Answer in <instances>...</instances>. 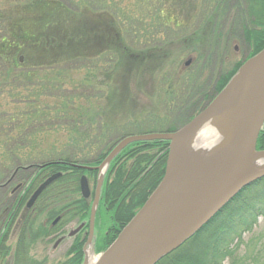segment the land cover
Here are the masks:
<instances>
[{
  "label": "trees",
  "instance_id": "trees-1",
  "mask_svg": "<svg viewBox=\"0 0 264 264\" xmlns=\"http://www.w3.org/2000/svg\"><path fill=\"white\" fill-rule=\"evenodd\" d=\"M125 1L0 0V96L10 98L0 104L1 126L5 127V122L9 125L20 122L19 129L24 132L53 108V111L72 119V124L75 123L73 129L80 133L74 138L69 135L71 140L68 143L51 150L37 146L60 138H52V132L33 135V142L38 144L29 150L11 149L6 147L10 140L1 139V144L5 145L0 148V157L5 160L3 164L13 167L12 174L17 172L19 182H23L19 186H25L14 202L9 192V199L0 210V264H46L47 258L39 260L31 253L36 243H48L59 233H65L71 224L84 223L86 229L74 236L65 258L56 263L82 264L93 196H83L80 181L87 174L96 186L97 170H84L79 165H100L126 136L173 132L189 122L225 88L245 62L231 64L227 61L232 40L241 43L248 52L247 58L264 48V0H174L170 11L189 14L192 24L187 41L192 44L200 64L199 73L196 71L188 80L189 89L194 91L185 94L183 103L164 114L147 110L144 115L137 116L134 112L123 111L121 121H117L118 117L110 119L104 131L94 136L86 128L94 119L105 118L106 105L110 104L108 114L112 116L120 107L117 97L129 91L127 100L131 105L136 101L134 91L122 89V79L119 81L118 77L124 78V72L126 75L130 72L131 76L143 78L145 66L161 56L152 51L157 46L158 37L171 33L167 27L170 24L172 30L180 27V22L175 23L177 19L173 16L166 19L158 16L157 12L166 7L167 1L157 2L160 6L156 4L158 10L150 17L149 23H145L143 13L151 16L153 10L150 11L151 6L145 10L142 4H147L145 0ZM143 22L145 32L141 33ZM151 38L154 40L150 42ZM140 45H143L142 49ZM201 59L208 60V67L213 69L214 79L207 86L199 85L203 69ZM59 64L82 65L75 71L84 68L85 74L78 75L76 82L100 88V94L94 98L107 103L103 105L104 109L101 110L97 103L93 107L84 105L93 99L91 97L63 96L59 97L62 98L59 105L45 103L41 113L39 110L43 106L38 107L37 103L46 101L43 92L53 86L47 84L46 71L61 70L56 67ZM85 64L89 69L86 70ZM60 73H55L54 79L57 80ZM43 78L47 79L44 84ZM27 106L34 108L30 111ZM91 108L93 111L89 112ZM143 120L147 124L134 126ZM154 121L156 123L152 125ZM118 123L125 126L121 132L115 129ZM20 139L14 142L23 144ZM87 143L91 144L90 149L81 146ZM75 145L80 146L75 148ZM257 149L264 150V129L258 137ZM169 150L168 140L135 141L112 160L96 214L95 252L104 251L116 239L160 183ZM27 169L32 172L27 174ZM58 172L62 173L61 176L28 208L31 191L34 193L48 177ZM7 174L3 172L0 178L7 177ZM225 208L227 212L215 228L208 229L220 214L156 264H224L225 261L228 264H264V252H261L264 244L263 247L255 244L261 239L251 240L242 255L238 246L235 247V242H242L243 235L252 232L259 218L264 217V178L244 188ZM57 218L60 220L54 224ZM14 234L16 244L13 245L10 237Z\"/></svg>",
  "mask_w": 264,
  "mask_h": 264
},
{
  "label": "water",
  "instance_id": "water-1",
  "mask_svg": "<svg viewBox=\"0 0 264 264\" xmlns=\"http://www.w3.org/2000/svg\"><path fill=\"white\" fill-rule=\"evenodd\" d=\"M206 125L222 138V143L214 152L194 156L191 145ZM263 125L264 48L242 65L210 104L176 131L134 134L120 140L97 169L108 167L125 146L135 141L168 140V162L160 183L94 264H156L200 231L240 191L264 177V162L255 164L264 159V150L257 149ZM60 176L56 173L44 181L28 207ZM102 185L100 177L85 253L94 240ZM81 191L84 197L91 194L86 176L81 178ZM84 226L79 225L69 236ZM86 257L83 264H88Z\"/></svg>",
  "mask_w": 264,
  "mask_h": 264
},
{
  "label": "rangeland",
  "instance_id": "rangeland-1",
  "mask_svg": "<svg viewBox=\"0 0 264 264\" xmlns=\"http://www.w3.org/2000/svg\"><path fill=\"white\" fill-rule=\"evenodd\" d=\"M145 1L148 4V8H147L146 7L147 4L145 2L142 3L145 5V10H147V9L149 10L150 6H151L150 11L153 10V11H151L152 12L151 16H149V15L147 16L148 13H146V14L143 13V18H146V20H147V21L145 20V23L146 22L149 23L151 21L150 17H153V14H155V12L158 10L157 5L160 6V4H157V2L160 1V3H161V0H145ZM164 1L165 2L167 1L166 7L162 11L157 12L158 16L160 15L165 19L168 16H173V18L177 19L175 21V23L180 22V27H178V30H176V29L172 30L173 28H172L171 24L169 23L170 25H168L167 27H168V30H171V33L169 32L170 33L169 35L164 34V36L158 37V41L155 43V44H157V46H155V48H152V51L155 52L156 55H161V56L157 58V61L149 63V65L147 67L145 66L146 69L144 68V71L146 70V72H144L143 78L131 76L130 72L127 75L124 72V74H125L124 78H122V76H121V78L118 77L119 81L122 79V83H123L122 89L123 88H124V90L132 89L134 91V93L136 94V101L134 103L132 102V105H131L130 101L127 100V98L129 97V91L124 96L121 95V96L117 97L116 102H118L120 107L116 108V111L114 112V114L112 116L108 114L110 112V109H109V107H111L110 104L108 107L106 105L105 111H107V112H104L105 118L99 117L97 120L94 119L91 126H88V128H86V129H88V131H91L90 133L92 135L98 136L100 134V132H103L105 129L106 122L112 118L114 120V118L118 117L117 121H121L122 115H120V114L123 111L134 112L135 115H137V116L144 115V112H146L147 110L155 111L156 113H159V114H161V113L164 114V113H166V111H173L174 108L178 107L180 103L184 102L185 94L188 95L189 93L194 91L192 89H189V87H188L189 81L188 80L195 73H197V72L199 73V65L200 64L197 62V57H196L197 53L193 49L192 44L190 43L189 40L187 41V38L191 34V31H192V24L190 21V16L187 13H181L180 14L177 11H176V13L171 12L170 11V9L172 8L171 4L174 2V0H164ZM126 2H127V0L125 1V3ZM164 21H167V20H164ZM143 24H144V22L142 23V27H140L141 33L145 32V30H144L145 28L143 27L145 24L144 25ZM172 31H174L175 33H173ZM140 35L142 36L143 34H140ZM148 38H150V37H148ZM153 40L154 39L151 38L150 42ZM144 43L147 44L148 41L144 42ZM139 47H141L140 49H142L143 45H140ZM247 56H248V52L246 50H244L241 43L238 40H232L230 43V54H229L227 61H229L231 64L236 63V62H242V61L246 62L248 59H250V58H247ZM22 60H23V58H22ZM201 60H203V59H201ZM99 64L102 65V63H98V65ZM201 64L203 65V69L201 70V74H200L201 84H199V85L207 86L208 83L212 82L214 79V75L212 74L213 69L208 67V60L204 59L201 62ZM242 65H241V67H242ZM81 66L82 65H74V67H73V66L68 65V64H66V65L65 64H59L56 67L58 69H61V70L54 69V72L53 71L52 72L46 71V74L48 76V83L47 84L53 85V86H51L49 88L48 92H43V93H45L44 95H46V101L43 100V102L40 101V103H37L38 107L43 106L39 110L41 113L46 106L45 103L50 104L52 102H56L57 103L56 105H59L60 99H62L59 97H63V96L91 97L93 99H90V102L84 103V105H87L88 107L90 105L91 107H93L94 104L97 103L98 106L101 107V110L104 109L103 105L107 104V103L106 102L104 103V101H101L103 99H100V98L95 99L94 98L95 96L100 94V91H101L100 88L94 87V86H88L86 83L85 84H79V82H76L78 79V75H80V77H82L85 74L84 68L80 71H77V72L75 71L76 68H80ZM86 66H88V65L85 64L86 70L89 69V67H86ZM59 71H61V73H60L61 75L56 80V79H54V77L56 76L55 73H58ZM89 71L93 72V70H91V69ZM129 75L131 77H129ZM130 78H131V83H130ZM74 79H75V81H74ZM45 80H47V79L43 78V80H41L43 84H44ZM58 80H61V81H58ZM60 82H64V83L60 84ZM33 89H35V87ZM121 93H122V91H121ZM217 95L215 96V98L217 97ZM9 99L10 98L7 97L6 95H1L0 96V104L8 101ZM210 103H211V101L208 104H210ZM35 105H36V103H35ZM71 107H76V106L72 105ZM33 108L27 106V109L30 111H32ZM92 109L93 108H91V111H89V112H92L93 111ZM45 114H47V115H45L44 117L33 122L30 126L27 127L26 131H24V132H22V130L19 129L20 127L18 125H21L20 122H17V124H12V125L11 124L9 125L8 122H5L4 123L5 127L1 126V124H0V148L5 146V145L1 144V142H2L1 139L5 138V139H9L10 141L12 140V142L8 141L6 147H9L11 149L28 148V150H29L30 148H32L33 146H36V144H38V143L35 144V142H33V139L37 135V133H39L38 135H44L43 132H47V133L52 132V134H51L52 138H55V137H60V138H58L57 140L51 139L49 142H46V143L41 142V144H39L37 146V148L41 147V148L51 150L54 146H58L60 148L63 146L64 143H68L69 140H71L68 137L69 135H72L73 138L78 137L80 135V133H78L76 129H73V128H75V123L72 124V122H73L72 119H68L67 115L62 116L61 112H55V111H53V108L48 109ZM72 114H74V113H70V115H72ZM79 114H80V112H79ZM81 114H82V112H81ZM104 120H105V122H104ZM152 123H153L152 125H154L156 122L154 121ZM144 124H147L146 120H143L141 124L134 125V126H140V125H144ZM124 128H125V126L122 123H118L115 126V129L119 132L123 131ZM263 129H264V125H263L262 130ZM111 130L114 131L113 125L111 127ZM19 133H22V134L19 136ZM150 133H153V132H150ZM33 135H35V136H33ZM19 137L22 139V140L21 139L20 140L23 141V144L14 142V141L18 140ZM59 142H61V143H59ZM77 146H80V145H75V148H77ZM81 146L82 147L86 146V148H89V149L91 148V144H89V143H87V145L85 144V145H81ZM73 148H74V146H73ZM2 161H5V160H2V157H0V175L3 172L8 173V174H7V177L4 176V177L0 178V183H1L0 185H2V187H0V210L3 209L2 208L3 203L9 199L8 198L9 192H11L10 196H11L12 201L14 202L20 196V193L22 192V190L24 189V186H25V184L22 187L19 186L20 184H23V182H19V175L17 174V172H15V174H12V171H13L12 168L13 167L12 168L8 167L7 163L3 164ZM24 163H26V162H24ZM100 165H98V166H100ZM110 165H111V163L108 165V167L105 168L104 171L97 169L98 166H96L94 168L92 167V170H94V169L97 170L96 171L97 172L96 180H95L96 186H94L93 180L88 178L87 174L83 175V176L87 177L89 187H90V191H91V193L93 192L92 194H90L89 197L93 196V199H94L95 191H96L98 180L100 177L103 179V184H104V180L108 174ZM79 166L82 167L84 170H88L87 168L83 167V166H87V165H79ZM88 167H90V166H88ZM26 172H27V174H30V172H32V171L30 169H27ZM58 173H61V172H58ZM258 180H260V179H258ZM258 180H256V181H258ZM80 183H81V181H80ZM93 187L95 188L94 191H93V189H94ZM102 187H103V185H102ZM44 190H43V192H44ZM33 191H31V193H30L29 200L32 197ZM242 191H240V192H242ZM101 193H102V189H101ZM237 196L238 195H236L234 197V199L231 200L229 203H232ZM86 198H88V197H86ZM100 199H101V195H100ZM29 200H28V202H29ZM34 203L32 205H34ZM99 204H100V202H99ZM98 207H99V205H98ZM225 207L218 213L220 215L217 214L219 217L217 218L216 222L209 224L217 215L208 223L209 224L208 229L215 228L220 223V221L223 220V218H224L223 216L227 212ZM28 208H30V207H28ZM59 220H60V218H57L54 221V224H56ZM208 224H206V225H208ZM88 225H89V221H88ZM78 226H79V224H77V223L71 224L70 227H68L66 229L67 231L65 233H62V234L59 233L57 236H55V238L53 237V240H51L48 243L44 244V243L38 241L36 243L34 249L31 251V253L39 260H44L45 258H47L48 260H47L46 264H56V263L60 262L61 260H63L65 258L66 252L68 251V249L71 247V245L73 243L74 237L68 236V235L72 231L76 230ZM83 228H85V226ZM88 230H89V228L87 229V232H88ZM97 232H96V225H95L94 240L88 246V250L90 249L91 254L95 258H97L100 255V253L103 252V251L95 252V242H96V238H97ZM263 235H264V217L262 216L259 218L258 223L254 227L253 231L247 232L243 235L242 242H235L236 243L235 247L238 246L239 254L242 255L247 251V248H248L251 240H255L257 238L261 239V241H257V242H255V244L258 243V245H260V246L263 245L264 244ZM62 237H64V238L62 239ZM10 238L12 239L11 243L13 245L16 244L15 234H14V237H10ZM60 239H62V240L60 242H58ZM87 241H88V236H87V240H86L85 244L87 243ZM263 246H261V247H263ZM255 247H259V246L255 245ZM261 247L259 249H261ZM83 250H84V248H83ZM261 250H262L261 252H264L263 248ZM250 251H251V248H250ZM87 252L86 253L84 252V255L87 256L86 259L88 261ZM84 260H85V257H84ZM83 263H84V261H83ZM224 264H228V261H225ZM260 264H262V263H260Z\"/></svg>",
  "mask_w": 264,
  "mask_h": 264
},
{
  "label": "bare ground",
  "instance_id": "bare-ground-1",
  "mask_svg": "<svg viewBox=\"0 0 264 264\" xmlns=\"http://www.w3.org/2000/svg\"><path fill=\"white\" fill-rule=\"evenodd\" d=\"M209 126H203L201 131H198L196 134L193 144L191 145V152L194 156H198L201 153H211L212 151H216L218 147H220L222 143V138L217 135L214 131L207 130ZM207 131V132H206ZM264 162L263 160H258L255 164L260 165L261 163ZM106 168V167H105ZM105 168L102 170L104 171ZM88 254V264H94L97 258L93 257L91 254L90 249L87 250Z\"/></svg>",
  "mask_w": 264,
  "mask_h": 264
},
{
  "label": "flooded vegetation",
  "instance_id": "flooded-vegetation-1",
  "mask_svg": "<svg viewBox=\"0 0 264 264\" xmlns=\"http://www.w3.org/2000/svg\"><path fill=\"white\" fill-rule=\"evenodd\" d=\"M91 194H92V193H91ZM91 197H92V196H91ZM83 229H84V228H83ZM83 229H82V230H83ZM82 230H80L79 232H81ZM79 232H78V233H79ZM78 233H76L75 235H77ZM75 235H73L72 237H74ZM68 236H69V235H68ZM63 238H64V237H62V239H63Z\"/></svg>",
  "mask_w": 264,
  "mask_h": 264
}]
</instances>
